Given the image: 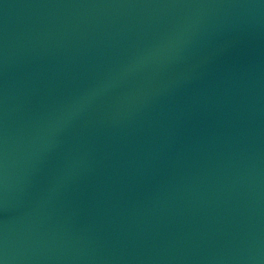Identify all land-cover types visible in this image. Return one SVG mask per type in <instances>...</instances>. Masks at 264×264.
<instances>
[{
    "label": "water",
    "instance_id": "95a60500",
    "mask_svg": "<svg viewBox=\"0 0 264 264\" xmlns=\"http://www.w3.org/2000/svg\"><path fill=\"white\" fill-rule=\"evenodd\" d=\"M0 264H264V0H0Z\"/></svg>",
    "mask_w": 264,
    "mask_h": 264
}]
</instances>
